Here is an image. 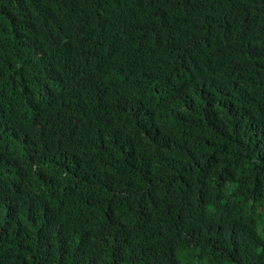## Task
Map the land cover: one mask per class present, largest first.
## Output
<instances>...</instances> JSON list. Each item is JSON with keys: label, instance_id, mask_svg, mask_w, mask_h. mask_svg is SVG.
<instances>
[{"label": "trees", "instance_id": "obj_1", "mask_svg": "<svg viewBox=\"0 0 264 264\" xmlns=\"http://www.w3.org/2000/svg\"><path fill=\"white\" fill-rule=\"evenodd\" d=\"M0 264H264V0H0Z\"/></svg>", "mask_w": 264, "mask_h": 264}, {"label": "clouds", "instance_id": "obj_2", "mask_svg": "<svg viewBox=\"0 0 264 264\" xmlns=\"http://www.w3.org/2000/svg\"><path fill=\"white\" fill-rule=\"evenodd\" d=\"M176 11H178V13H182L183 15H185L188 11L183 7V6H181V5H178V8H177V10Z\"/></svg>", "mask_w": 264, "mask_h": 264}]
</instances>
